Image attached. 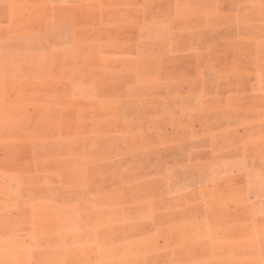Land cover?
Instances as JSON below:
<instances>
[{
  "label": "rangeland",
  "instance_id": "1",
  "mask_svg": "<svg viewBox=\"0 0 264 264\" xmlns=\"http://www.w3.org/2000/svg\"><path fill=\"white\" fill-rule=\"evenodd\" d=\"M0 264H264V0H0Z\"/></svg>",
  "mask_w": 264,
  "mask_h": 264
}]
</instances>
